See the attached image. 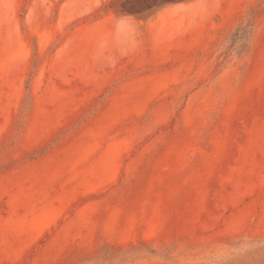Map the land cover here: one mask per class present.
I'll return each mask as SVG.
<instances>
[{"label": "rangeland", "instance_id": "obj_1", "mask_svg": "<svg viewBox=\"0 0 264 264\" xmlns=\"http://www.w3.org/2000/svg\"><path fill=\"white\" fill-rule=\"evenodd\" d=\"M152 1L0 0V264H264V0Z\"/></svg>", "mask_w": 264, "mask_h": 264}, {"label": "trees", "instance_id": "obj_2", "mask_svg": "<svg viewBox=\"0 0 264 264\" xmlns=\"http://www.w3.org/2000/svg\"><path fill=\"white\" fill-rule=\"evenodd\" d=\"M182 1H187V0H153L152 3H148V4L146 3V5H144V7L141 10L123 7V11L130 14H139L140 12L150 10L160 5L178 3Z\"/></svg>", "mask_w": 264, "mask_h": 264}, {"label": "clouds", "instance_id": "obj_3", "mask_svg": "<svg viewBox=\"0 0 264 264\" xmlns=\"http://www.w3.org/2000/svg\"><path fill=\"white\" fill-rule=\"evenodd\" d=\"M121 19H127V18H121Z\"/></svg>", "mask_w": 264, "mask_h": 264}]
</instances>
